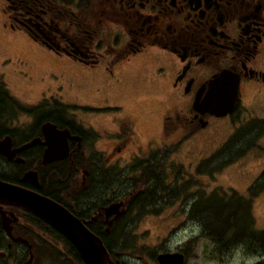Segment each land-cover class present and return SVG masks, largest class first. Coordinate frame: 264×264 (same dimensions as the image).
Instances as JSON below:
<instances>
[{
	"label": "flooded vegetation",
	"instance_id": "flooded-vegetation-1",
	"mask_svg": "<svg viewBox=\"0 0 264 264\" xmlns=\"http://www.w3.org/2000/svg\"><path fill=\"white\" fill-rule=\"evenodd\" d=\"M3 1L6 4V8L2 7L5 18L0 29L22 37L32 54L50 62L53 69L34 77L30 74L28 62L19 60L7 69L8 73H5L7 70L0 72V144L13 154L10 159L0 154V182L33 191L78 214L82 212L86 217L83 220L96 213L93 222L98 223L101 218L104 230V206H100V196L105 191L101 183L105 179L101 174H107L109 180L111 196H105L123 201L126 212L138 195L147 190L149 175L164 171L165 160L178 150L180 144L165 156V147L170 146L166 142L169 138L172 139L181 129L185 134L174 143L183 142L207 130L212 120L233 119L243 109L250 112L248 118L244 121L240 118L241 122L237 124L232 122L233 130L244 123L249 126L242 155L233 158L238 150L231 146L225 148L226 141L214 153L223 151L221 160L231 161L225 166L221 161L215 173H223L228 167L245 171L238 172V175H249L246 188L231 189L229 198L192 199L186 221L194 225L198 223L199 230L191 233L176 251L155 253L153 258L157 262L158 254L177 253L183 264L188 255L186 249L203 240L208 243L204 248L208 256H226L240 248L253 256L252 261L244 264L259 261L264 264V237H260L264 223L259 228L254 209L256 199L259 201L264 196V165L233 167L250 149L264 152V145L260 142L264 137V0ZM10 64V60L2 62L3 68ZM148 65L151 68L147 77L136 73L131 75L134 68L145 69ZM63 66L88 73L96 84L95 94L101 91V96L104 95L101 102L96 100L98 103L73 104L83 111L97 110L93 111L98 119L96 124L71 118L70 104L63 98L66 88H77L79 83L65 77ZM222 72L226 73V88L232 85L231 79L236 80L233 112L215 117L195 110L194 102L201 104L211 89L209 83ZM8 74L15 75L25 88L35 86L38 99L23 105L10 93ZM142 83L166 88L170 101L169 110L162 113L158 136L146 139L139 132L140 119L124 111L121 103H108L106 97V90L111 89L113 102H118L116 96L122 87ZM159 101L156 98V102ZM31 107L36 111H29ZM103 110L111 112L103 113ZM45 123L53 124L56 131L45 135L42 130ZM166 127L170 128L167 135L164 134ZM238 134H241L240 130ZM48 138H56L58 144L55 141L53 147H48L45 143ZM64 141L65 152L60 149ZM31 142L35 143L23 147ZM47 149L50 152L44 160ZM208 159L210 157H198L192 162L193 169L196 171L199 165L217 169L220 160L208 162ZM27 171L35 173L37 184L22 179ZM122 174L126 182L118 185L115 181ZM91 178L94 180L92 185ZM153 185L162 195L155 203L170 204L176 200V195L165 194L163 183ZM215 194L221 195L218 189ZM88 196L90 204L85 210L83 202L86 203ZM262 203L264 198L260 207ZM2 208L16 217L15 212L19 209L26 211L10 205ZM197 209L210 217L205 229L193 216ZM120 221L121 218L113 224H120ZM17 222L12 224V231ZM113 231L107 234L111 235ZM33 232L47 238L46 233ZM0 237L7 239L1 240L0 264H21L28 257V248L20 242H12L1 225ZM29 243L32 245V264H41V259L45 260L43 264H83L77 251L80 262L65 248L55 250ZM183 245L185 248H181ZM58 250L60 261L56 262V256L52 254ZM124 255V250L113 253V256L109 254L112 261L129 264Z\"/></svg>",
	"mask_w": 264,
	"mask_h": 264
},
{
	"label": "rangeland",
	"instance_id": "rangeland-1",
	"mask_svg": "<svg viewBox=\"0 0 264 264\" xmlns=\"http://www.w3.org/2000/svg\"><path fill=\"white\" fill-rule=\"evenodd\" d=\"M3 6L6 8L4 1L0 0V28L5 18L2 11ZM4 60H10L11 64L3 68L2 62ZM19 60L25 63L28 62L30 74L34 77L42 75V72H48L53 69L50 62H46L42 57H37L32 54V49L28 47L27 42L22 37L7 30L0 29V72L10 69L14 62H18ZM63 68L62 73L65 74L67 79H74V82L79 83V87L77 88L74 86L66 88L63 98L64 101L70 104L71 118L85 123L89 122L90 124H96L98 119L93 111L97 110L91 109L92 111H83V108H77V106L73 104L84 101L97 102L96 100L98 99H100L99 102H101L104 95L101 96V91L95 94L94 87L96 84L89 77L88 73L83 70L68 68L67 66H63ZM150 68V65L145 67V69L136 67L133 69L131 75L136 73L140 77L143 75L147 77ZM8 72L9 70L5 71V73ZM8 81L11 88L10 93L20 100L23 105L33 103L38 99V90L34 88L35 86L32 88H25L18 82L13 74H8ZM104 92L105 87L103 88V94ZM76 97L78 100H74ZM106 97L108 98V103H121L124 106V111L136 115L140 119L138 128L144 139L158 136L162 113H166V111L169 110L167 109L170 102L169 92L166 88L163 89L144 83L140 85L130 84L122 87L117 94L116 97L118 102H113L111 89L106 90ZM156 98H159L160 101L156 102ZM241 111L242 112L237 113L235 117L230 120L229 118L212 120L207 130L197 133L195 136H191L181 142L176 153L165 160V169L163 171L165 173V178L163 180L164 187L168 189V191L176 188L179 190L178 196L176 200H173L170 204L160 203L159 205L154 202V204L148 205L145 209V213L141 208H136V210L133 209L134 211H131L132 213L126 214L125 226H123L125 219L122 224L118 227L116 226L117 228L114 229L112 236L108 238L110 245L113 246L119 241V233H123L122 230H124V233H128V235L123 237L126 239L133 237L134 246L137 248V251H135L132 245H130L127 248L131 250H124L125 262L127 261L129 264H157L156 260L153 258L155 253L163 251L174 252L178 249L180 244L191 236V233H196L199 230V224H189L186 221V212L192 199L199 198V195L204 197L215 194L216 189L219 190L221 195L216 194L217 196L213 195L209 199H216L218 197L223 199L229 198L232 196L231 189L243 190L246 188L245 185L249 182L247 180L249 175H238V172L245 171L232 170V168L228 167L223 173H215L219 170L218 168L221 166V161H224L222 166L231 162L230 159L226 161V159L223 158L221 160L223 151L217 154L214 153L225 141V148L226 146H231L233 150H238V153L235 154L233 158L242 155L244 137L249 133L247 132L249 126L247 123H244L245 125L233 130L232 125V122L237 124L248 118L250 112L243 109H241ZM110 112V110H103V113ZM238 130H240V135L238 134ZM184 134L185 131L180 129L176 136L172 139L169 138L166 142L171 145L182 138ZM229 139L231 140L229 141ZM260 142L264 145V137ZM214 154H216V156L213 158V161L220 160L216 166L217 169H206L201 165L198 166L196 171L193 169L192 162L198 157L211 158ZM263 160L264 152L250 149L233 167L247 168L250 166H263ZM212 174H214V176H212ZM214 177L215 181L213 182ZM211 183L220 186L216 187ZM182 188L184 189L183 192L181 191ZM236 192L242 195V192ZM167 197L171 198L170 196ZM88 198L90 199L89 196ZM263 198L264 196L261 197L259 201L256 199L254 204V209L257 212L256 220L260 222L259 228H261L264 223V203H262L260 207V201H262ZM89 199H86V203L83 202V205L85 204L86 206L87 203H89ZM206 246H208L207 242L198 240L189 250L186 249L188 255L183 264H244L253 260L251 253H245L240 248L228 252L226 256L215 254L208 256L204 251ZM181 248H185V246L183 245ZM14 256L19 257V255ZM55 261H60L59 257H56ZM43 262H45L44 259H41V262L39 260V263L43 264Z\"/></svg>",
	"mask_w": 264,
	"mask_h": 264
},
{
	"label": "water",
	"instance_id": "water-1",
	"mask_svg": "<svg viewBox=\"0 0 264 264\" xmlns=\"http://www.w3.org/2000/svg\"><path fill=\"white\" fill-rule=\"evenodd\" d=\"M226 73L222 72L217 78L209 83V93H206L200 105L194 102V109L203 113H208L215 117H223L233 112L236 103V80L230 88H226L225 84ZM208 88V89H209ZM198 99V98H197ZM204 126V125H203ZM202 126V127H203ZM45 135L54 133L55 126L51 123H45L42 126ZM54 130V131H49ZM56 138L47 139L48 147H53ZM35 142H31L23 147H27ZM57 143V141H56ZM58 144V143H57ZM60 145V144H59ZM58 145V146H59ZM65 145V146H64ZM22 147V148H23ZM66 142L64 141L61 150L66 151ZM5 149V150H4ZM7 149V150H6ZM50 152L47 149L45 156ZM12 151L8 147H3L0 144V154H4L8 159L12 157ZM21 161V160H20ZM32 175V176H31ZM35 173L27 171L22 179L37 184ZM84 186V179L82 180ZM4 205L16 206L22 208L36 217L46 222L49 226L61 234L77 251L83 264H119L118 260L112 261L106 250L103 241L99 236L94 234L86 223L96 220L97 214L90 216L89 220L72 214L68 209L54 202L53 200L39 195L33 191L22 188L20 186L0 182V225L2 230L12 242H20L25 245L29 252L28 257L21 264H32L33 254L31 252L32 245L27 239L12 234V224L18 221V218L12 213L3 210ZM125 211L123 201H114L102 208L103 223L105 224L104 232L108 233L111 226L117 221ZM112 216L111 218H109ZM159 264H182V257L177 253H161L157 255ZM254 264H262L261 261Z\"/></svg>",
	"mask_w": 264,
	"mask_h": 264
},
{
	"label": "trees",
	"instance_id": "trees-1",
	"mask_svg": "<svg viewBox=\"0 0 264 264\" xmlns=\"http://www.w3.org/2000/svg\"><path fill=\"white\" fill-rule=\"evenodd\" d=\"M29 111H34L35 112L36 108L35 107H31V108H29ZM169 132H170V128L166 127L165 130H164V134L167 135V134H169ZM185 138H183V139H185ZM230 140L231 139H229V141ZM180 143L181 142L174 143V144H172V145H170L168 147H165V156L167 157V154L169 152L174 151ZM216 154H214L210 159H208V162L213 160V158H215ZM89 159L92 160L91 157H89ZM101 177L105 179L104 181L101 182L103 184L102 189L103 188L105 189L103 195L100 196V206L103 207L106 204H109V203L114 202V201H118V199H113L112 197L107 198V196H105V195H108V196L110 195V188L108 186V184H109L108 175L107 174H101ZM164 178H165V173L163 172V170H160L158 173H153V174L149 175V178L147 180V182H148L147 190L143 193V195H141V194L138 195L137 200H135L132 203V205L129 207V209L126 211V213H130L131 211L133 212L134 210H136V208H141L143 210V212L145 213L146 212L145 209H146V207H148V205H151V204H154V202H157L158 198L160 196H162V195H160L161 192L159 190H157L156 186H154L153 183H156V182L163 183ZM90 181H91L90 184L92 185L93 182H94L93 178H91ZM125 182H126L125 175H122V176L118 177L116 179V181H115V183H117L118 185H122ZM91 188H92V186L89 187V189H91ZM164 191L168 192V194H172V195L178 196V191L179 190H177L175 188L174 190L166 191V189L164 188ZM181 191L183 192L184 189L182 188ZM213 195H216V194H211L210 196L207 195V196H204V197L202 195H199V198H197V199H209ZM89 204L90 203H87V205H89ZM87 205L84 206L85 210L88 209ZM197 205H199V204H197ZM70 211L75 216L81 218L82 220L85 217V216H83L82 212L80 213L81 214L80 215V214H78V213H76V212H74L72 210H70ZM15 214L18 216V222L13 227L12 234L14 236H18V235L22 236L23 238H25L28 241L32 242L33 246H37V247H45V246H47V247L55 248V250L58 249V248H65L66 250H68L70 255H71V252H72L78 258L77 261L80 262L79 256L77 255L76 250L74 249V247L61 234H59L56 230H54L51 226H49L48 224H46L45 222H43L42 220L37 218L35 215L31 214L30 212L23 211V210L19 209L18 211L15 212ZM193 216L196 217L195 220L200 223V225L202 226L203 229H205L206 222L208 221V219L210 217L205 212L204 213H199L198 209H197L196 213L193 214ZM89 218L90 217H88L87 219H84V220H89ZM124 219H125V222H126V214L123 217H121V221L123 222ZM121 221H120V224H122ZM120 224H114V226H113V228L111 230L116 229ZM125 224L126 223H123V226H125ZM86 226L94 234H96L97 236H99L101 238L105 248L107 249L109 254H111V256H113V253L120 252L121 250H125V249L131 250V249L127 248L130 245H132V248L135 251H137V248L134 246V244H135L134 241H133L134 238L130 237V239H126V238L123 237L125 235H128V233H124V230H122L123 233H119V236H120L119 241L116 244H114L113 246L110 245L108 238H110L112 236V234L109 235V234L104 232L103 226L101 224V218H99V222L98 223H96V222H89L88 223L87 222ZM32 227H34L35 231H40L42 233H46L45 237L47 236V238H42V237H39L38 235H36V233L33 232L34 230H33ZM214 230H216V229L214 228ZM260 237L261 238L264 237V230L260 232ZM34 238H36L35 241H34ZM1 240L3 241V240H7V239L0 237V241ZM2 241L0 242V246L2 244ZM13 245H16V244L14 243ZM114 250H116V251H114ZM53 253H55V255L52 254L53 257L56 256V257L60 258L59 250L56 251V252H53Z\"/></svg>",
	"mask_w": 264,
	"mask_h": 264
}]
</instances>
